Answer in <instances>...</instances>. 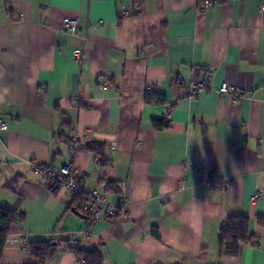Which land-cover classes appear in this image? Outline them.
I'll use <instances>...</instances> for the list:
<instances>
[{
	"label": "crops",
	"instance_id": "0c3cea01",
	"mask_svg": "<svg viewBox=\"0 0 264 264\" xmlns=\"http://www.w3.org/2000/svg\"><path fill=\"white\" fill-rule=\"evenodd\" d=\"M260 5L0 0V207L23 214L0 263L38 264L27 244L45 240L53 252L41 264H82L70 251L84 224L79 197L32 174L30 160L72 162L86 189L124 200L120 214L102 215L77 241L103 264H264ZM65 17L79 20L77 37L64 33ZM200 80L206 88L190 95ZM222 83L241 95L220 94ZM148 93L163 101L147 102ZM73 138L86 143L72 147ZM89 143L103 145L104 161ZM216 176L228 186L210 187ZM232 215L247 218L252 236L235 256L218 242Z\"/></svg>",
	"mask_w": 264,
	"mask_h": 264
},
{
	"label": "built area",
	"instance_id": "2783aa9c",
	"mask_svg": "<svg viewBox=\"0 0 264 264\" xmlns=\"http://www.w3.org/2000/svg\"><path fill=\"white\" fill-rule=\"evenodd\" d=\"M213 0H203V5L207 6ZM260 11H264V5H260ZM123 16L129 14L128 11H121ZM63 31L66 35L77 37L80 30V22L76 17H65L62 20ZM73 57L78 60L83 56V51L73 50ZM107 85H103L101 89H106ZM206 88V81L200 80L198 82L188 84V89L190 95H195L198 91L204 90ZM220 94H229L233 97H239L241 93L234 87L222 83L219 88ZM0 127L6 129L7 126L5 123L0 122ZM87 138H89L86 135ZM86 143L85 140L73 138L72 147H78ZM26 164L29 166L32 174L40 177L45 180L53 188L64 190L68 193H71L80 200V211L84 216V224L79 233V236H72L70 238V247L75 248L77 246V241L79 239L87 238L94 227L96 221L102 216L114 217L122 212L125 207V202L123 199H120L117 202H111L105 198V196L96 189H86L83 184V175L79 172L73 165L72 162H68L65 165H62L59 168H54L49 164L40 163L37 161H26ZM209 185L212 188L217 187H227L228 182L220 178L219 176L213 177L209 180ZM259 198V193H256L253 196V200ZM226 223H223L219 228V233L221 230L226 229ZM81 263L82 260H81Z\"/></svg>",
	"mask_w": 264,
	"mask_h": 264
},
{
	"label": "trees",
	"instance_id": "16d2710c",
	"mask_svg": "<svg viewBox=\"0 0 264 264\" xmlns=\"http://www.w3.org/2000/svg\"><path fill=\"white\" fill-rule=\"evenodd\" d=\"M153 99L157 101H163L160 97H155L153 94L148 93L146 95V101L151 102ZM60 120L62 125H69L67 116L59 112ZM167 122L165 120H153L152 125L159 128L166 126ZM87 149L100 155L102 161L105 160L103 150V145L99 143H89ZM101 161V162H102ZM23 214L10 208L0 207V262L3 252V248L6 244L7 238L9 236L11 226L19 220H22ZM257 221L260 225L264 226V215L258 216ZM227 228L223 229L219 233V247L221 252L225 255L235 256L239 253L240 245L244 243H249L252 241V236L248 232V220L243 215H232L226 220ZM27 249L38 259V264L43 263V261L52 254L53 245L51 241L37 240L32 241L27 244ZM70 251L75 254V256L82 260V264H103V258L101 254L95 250H80L70 247ZM1 264V263H0Z\"/></svg>",
	"mask_w": 264,
	"mask_h": 264
}]
</instances>
